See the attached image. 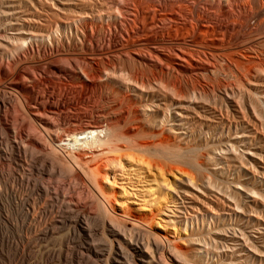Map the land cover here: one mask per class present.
Returning <instances> with one entry per match:
<instances>
[{"label":"bare ground","instance_id":"1","mask_svg":"<svg viewBox=\"0 0 264 264\" xmlns=\"http://www.w3.org/2000/svg\"><path fill=\"white\" fill-rule=\"evenodd\" d=\"M0 218L14 264H264V0H0Z\"/></svg>","mask_w":264,"mask_h":264},{"label":"rangeland","instance_id":"2","mask_svg":"<svg viewBox=\"0 0 264 264\" xmlns=\"http://www.w3.org/2000/svg\"><path fill=\"white\" fill-rule=\"evenodd\" d=\"M66 64H67V63H66ZM121 74H123V73L121 72ZM121 74L118 73V75H121ZM40 78H42V77H40ZM85 109H86V112H90V111H91L89 108H88V109H89L90 111H89L87 108H85ZM87 110H88V111H87ZM84 111H85V110H84V108H83L82 111H80V112H79V111H78V112L76 111L75 113H79V114L82 113V114H84V113H86V112H84ZM259 129L261 130L262 127L260 126ZM191 155H193V154H191ZM232 163H234V162H230V163H229V167H231V169H232L233 171H237L238 169H240V166H242V165H241L240 163H238V162H237V163L235 162L234 164H232ZM235 164H236V166H235ZM237 164H238V165H237ZM239 164H240V165H239ZM230 165H231V166H230ZM232 165H233V166H232ZM3 167H5V166H1V168H3ZM233 168H234V169H233ZM237 168H238V169H237ZM235 169H236V170H235ZM3 203H4V202H3ZM3 219L5 220L6 218H2V219L0 218V224L4 222L2 225H0V231H1L0 235H2V234H4V235H5V234H8V235H9L10 232H9V226H8V223H7V219H6V221H4ZM6 223H7V224H6ZM4 225H5V226H4ZM57 229H58V228H57ZM58 230H60V231H58ZM58 230L55 229V233L53 234V236H52L50 239L48 238V241L45 240L46 242H44V243L42 242L43 246H37V247H39V248L42 247V248H43V247H45L46 245H50V246H48L49 248H52V249H55L56 251H59V250H57V249H60V248H61V242L63 241L62 239L65 238V237L67 236V234H66V231H64V230H61V229H58ZM3 232H4V233H3ZM62 234H63L64 236H65V235H66V236L64 237V236H62ZM4 235H3V236H4ZM54 235H55L56 237H55ZM6 237H7V235H6ZM203 237H205V235H204ZM203 237H202V238H203ZM54 238H55L56 240H55ZM59 239H60V240H59ZM0 240H1V239H0ZM53 240H54V241H53ZM61 240H62V241H61ZM50 241H51L53 244H52ZM47 242H48L49 244H48ZM57 242H59V243H57ZM1 243H2V244H1ZM45 244H46V245H45ZM54 244H55V245H54ZM57 244H58V245H57ZM59 244H60V245H59ZM1 245H2V246H1ZM3 246H5V244H3L2 241H0V264H14V262L12 263V261H16V260L13 259V254H12L13 252H12V251L10 252L7 246H6V247H3ZM224 246H226V245H224ZM224 246H223V247L220 246V250L223 249ZM39 248H35V249H34V251L36 250V252L34 253V254H36V255H34V257H36V259L39 258L38 260L41 262V259H40L41 255H40V254L43 253L42 250H44V248L41 249V250H39ZM56 248H57V249H56ZM225 248H227V246H226ZM225 248H224V249H225ZM258 248H260V247H258ZM21 249H22V248H21ZM37 249H38V250H37ZM209 249L211 250L210 246H209ZM209 249H208V250H209ZM252 250H253V248H252ZM254 250H255V249H254ZM8 251L10 252V254H9ZM40 251H41V253L39 254ZM211 251H212V250H211ZM8 254H9V257H8ZM37 255H39L40 257H37ZM36 259H35V261H32V262L35 263V264H38V263L40 264V262H39L38 260H36ZM250 259L252 260V258H250ZM250 259H247V260H245V261H248V260H250ZM9 261H10V262H9ZM5 262H6V263H5ZM41 263H42V264H44V263H45V264H47V263H48V264H53V263H54V264H59V261H55V262L52 261L51 263H50V262H47V261H46V262L42 261Z\"/></svg>","mask_w":264,"mask_h":264}]
</instances>
